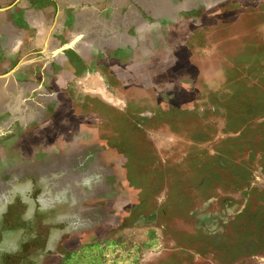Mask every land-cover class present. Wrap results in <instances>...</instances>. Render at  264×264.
Segmentation results:
<instances>
[{
  "label": "rangeland",
  "instance_id": "1",
  "mask_svg": "<svg viewBox=\"0 0 264 264\" xmlns=\"http://www.w3.org/2000/svg\"><path fill=\"white\" fill-rule=\"evenodd\" d=\"M0 9V264H264V0Z\"/></svg>",
  "mask_w": 264,
  "mask_h": 264
},
{
  "label": "crops",
  "instance_id": "2",
  "mask_svg": "<svg viewBox=\"0 0 264 264\" xmlns=\"http://www.w3.org/2000/svg\"><path fill=\"white\" fill-rule=\"evenodd\" d=\"M0 11H4V9H0Z\"/></svg>",
  "mask_w": 264,
  "mask_h": 264
}]
</instances>
